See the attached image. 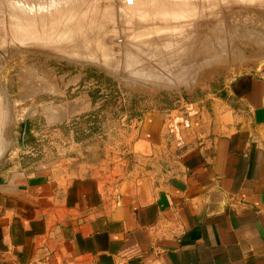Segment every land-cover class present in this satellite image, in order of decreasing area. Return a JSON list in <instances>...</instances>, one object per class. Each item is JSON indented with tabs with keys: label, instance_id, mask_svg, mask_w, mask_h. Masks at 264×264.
I'll return each instance as SVG.
<instances>
[{
	"label": "rangeland",
	"instance_id": "rangeland-1",
	"mask_svg": "<svg viewBox=\"0 0 264 264\" xmlns=\"http://www.w3.org/2000/svg\"><path fill=\"white\" fill-rule=\"evenodd\" d=\"M173 1L0 0V171L117 184L153 164L131 150L145 115L264 79V0Z\"/></svg>",
	"mask_w": 264,
	"mask_h": 264
},
{
	"label": "crops",
	"instance_id": "crops-1",
	"mask_svg": "<svg viewBox=\"0 0 264 264\" xmlns=\"http://www.w3.org/2000/svg\"><path fill=\"white\" fill-rule=\"evenodd\" d=\"M225 93L198 106L165 164L164 113L145 115L131 150L153 164L117 184L1 170L0 264H264V79Z\"/></svg>",
	"mask_w": 264,
	"mask_h": 264
},
{
	"label": "built area",
	"instance_id": "built-area-1",
	"mask_svg": "<svg viewBox=\"0 0 264 264\" xmlns=\"http://www.w3.org/2000/svg\"><path fill=\"white\" fill-rule=\"evenodd\" d=\"M199 107L190 101H178L173 109L164 112L163 128L172 138L176 148L184 146V138L187 130L191 128L192 121L198 116ZM30 264H51L48 259L34 260Z\"/></svg>",
	"mask_w": 264,
	"mask_h": 264
},
{
	"label": "bare ground",
	"instance_id": "bare-ground-1",
	"mask_svg": "<svg viewBox=\"0 0 264 264\" xmlns=\"http://www.w3.org/2000/svg\"><path fill=\"white\" fill-rule=\"evenodd\" d=\"M42 1V0H41ZM177 1H178V3H179V5H186V11H189V12H194L193 11V9L191 8V7H189L191 4H196L194 1H185V0H174L173 1V3L174 4H176L177 3ZM45 2H46V0H45ZM151 2L153 3V5L154 6H158V2H157V0H151ZM54 3V2H53ZM46 4V3H45ZM64 4V3H63ZM164 3H160L159 5L160 6H162ZM43 5V4H42ZM48 5V4H47ZM166 5H168L167 3H166ZM45 6V5H44ZM49 7V6H48ZM183 8V7H182ZM185 8V7H184ZM40 9V8H39ZM45 9H46V7H45ZM200 9V8H199ZM38 10V9H37ZM54 10V9H53ZM193 16V15H192Z\"/></svg>",
	"mask_w": 264,
	"mask_h": 264
},
{
	"label": "trees",
	"instance_id": "trees-1",
	"mask_svg": "<svg viewBox=\"0 0 264 264\" xmlns=\"http://www.w3.org/2000/svg\"><path fill=\"white\" fill-rule=\"evenodd\" d=\"M174 106H175V103H174V104H171V105L168 106V107L163 108L161 112L164 113V112H166V111H169V110L173 109Z\"/></svg>",
	"mask_w": 264,
	"mask_h": 264
}]
</instances>
